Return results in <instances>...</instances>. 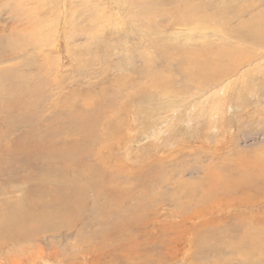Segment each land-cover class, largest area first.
<instances>
[{
    "label": "rangeland",
    "instance_id": "obj_1",
    "mask_svg": "<svg viewBox=\"0 0 264 264\" xmlns=\"http://www.w3.org/2000/svg\"><path fill=\"white\" fill-rule=\"evenodd\" d=\"M27 1L0 0V221L62 189L76 202L53 230L0 241V264H254L242 241L264 238V192L232 187L264 177V5ZM193 6L213 25L189 27ZM198 62L216 78L191 74ZM241 193L259 207L233 205Z\"/></svg>",
    "mask_w": 264,
    "mask_h": 264
},
{
    "label": "bare ground",
    "instance_id": "obj_2",
    "mask_svg": "<svg viewBox=\"0 0 264 264\" xmlns=\"http://www.w3.org/2000/svg\"><path fill=\"white\" fill-rule=\"evenodd\" d=\"M17 1V0H16ZM29 4V2L27 1V0H23V3L20 5V7L18 6V8L21 10L22 9V7L25 5L26 6V4L27 3ZM253 3H257L258 5H259V3L260 4H263L264 5V0H255V1H252ZM249 3V2H248ZM252 3V4H253ZM71 6V5H70ZM254 7V6H253ZM14 8V7H13ZM18 8H16V9H18ZM25 8V7H24ZM198 8H202V10H198L197 8H195L194 6H193V9H191L189 12L187 11V17H188V21L186 20L185 22H187V24L189 25V27L190 26H193V27H195V28H200V27H203L204 28V26H208V25H206V24H210L209 25V27L210 26H212L213 24L212 23H214L215 22V18L216 17H210L209 15H207V13H206V15H203V16H201V17H198V16H196V17H198L197 19L196 18H194V16L195 15H197L198 13H203L202 11H203V7H198ZM252 8V7H251ZM68 9H69V7H68ZM67 9V10H68ZM14 10V9H13ZM23 10V9H22ZM28 11V10H27ZM206 11V10H205ZM18 12V11H17ZM67 12V11H66ZM27 13V12H26ZM68 13H70V12H68ZM204 13V14H205ZM25 14V13H24ZM65 14V13H64ZM15 15V14H14ZM26 15V14H25ZM70 15V14H69ZM73 15V14H72ZM152 15V14H151ZM198 15H201V14H198ZM186 16L184 17V18H186ZM263 19V18H262ZM22 20H24L23 18H22ZM23 21H21V23H22ZM217 22V21H216ZM27 23V22H26ZM218 23V22H217ZM25 24V23H24ZM216 24V23H215ZM217 25V24H216ZM22 26H24V25H22ZM193 27H191V29H193ZM256 27V26H255ZM19 28V27H18ZM194 28V29H195ZM255 31H257L258 32V34H260V33H264V21H262V23L261 24H259L256 28H255ZM252 32V31H251ZM30 33H31V31H30ZM32 33H34V38L35 39H31L32 41V43L33 44H36V45H41V43L43 42L42 41V39H40V36L38 35V33H37V30L35 31V32H32ZM223 33V32H222ZM26 34V33H25ZM25 34H23V38H25L26 36H28V34H26V36H25ZM35 34H37L36 36H35ZM260 35H262V34H260ZM16 36V35H15ZM25 36V37H24ZM33 38V37H32ZM49 38V37H48ZM237 39V38H236ZM19 40V39H18ZM28 40V39H27ZM240 40V39H239ZM25 41V40H24ZM237 41V40H236ZM244 41V40H243ZM30 43V42H29ZM28 43V44H29ZM48 43V42H47ZM249 43H251V42H249ZM253 44V43H252ZM236 45H238V44H236ZM248 45V44H247ZM246 45V46H247ZM258 45V44H257ZM55 45H53V47H54ZM255 46V45H254ZM52 47V46H51ZM241 47H243V46H241ZM248 47V46H247ZM251 46H249V48H250ZM253 47V46H252ZM258 48V47H257ZM38 50V49H37ZM253 50V49H252ZM248 52V51H247ZM250 54V53H249ZM248 54V55H249ZM214 56V55H213ZM208 57H210V56H208ZM208 59V58H207ZM210 60V59H209ZM211 61V60H210ZM204 62V61H203ZM22 63V62H21ZM208 63V62H207ZM206 62H205V64H202V63H200L199 64V62L198 63H193L192 64V70H191V74L192 73H194L195 72V75H201L202 76V78H207V80H210L211 78H213V80H214V78H216L215 77V75H218V74H216L217 72H215V68L214 67H211L210 65H209V63L207 64ZM191 64V63H190ZM212 64V63H211ZM210 66V67H209ZM46 67V66H45ZM217 67V66H216ZM218 68H216V70H217ZM48 71V70H47ZM49 71H51V70H49ZM197 73V74H196ZM49 74H47V76H48ZM223 75V74H222ZM52 76H53V74H52ZM52 76H51V78H52ZM17 77V76H16ZM55 77V76H54ZM199 77V76H198ZM50 78V79H51ZM149 78V77H148ZM219 78V77H218ZM224 78V77H223ZM53 79H55V78H53ZM150 80L152 79V78H149ZM56 80V79H55ZM51 81H53V80H51ZM54 83H55V81H53ZM53 83V84H54ZM57 83V82H56ZM149 83V82H148ZM156 83V82H155ZM150 84V83H149ZM214 84V83H213ZM223 84V83H222ZM156 85H158L157 83H156ZM154 86V85H153ZM14 87V86H13ZM58 87V86H57ZM59 88V87H58ZM57 88V89H58ZM53 91V90H52ZM208 93V92H207ZM212 93V92H211ZM216 94V93H215ZM205 96V95H204ZM213 96V95H212ZM221 96V95H220ZM205 99V98H204ZM211 99V98H210ZM201 100V99H200ZM199 100V101H200ZM209 100V99H208ZM201 102V101H200ZM205 103V102H204ZM192 105H194V104H192ZM203 105V104H202ZM202 105H200V106H202ZM219 105V104H218ZM218 105H216L217 106V108L218 109H220L219 107H218ZM195 107V106H194ZM197 107H199V106H197ZM202 107H204V105L202 106ZM211 108H212V106H211ZM194 110V109H193ZM198 110V109H197ZM212 110V109H211ZM207 111V110H206ZM200 112V111H199ZM202 112V111H201ZM208 118V117H207ZM214 119V117L212 116L211 118H210V120L212 121ZM215 127V126H214ZM213 129V128H212ZM143 135V134H142ZM22 144V143H21ZM23 145V144H22ZM24 146V145H23ZM15 149V148H14ZM120 150V149H119ZM122 150V149H121ZM17 152V151H16ZM112 154V153H111ZM112 156V155H111ZM110 156V157H111ZM114 156V155H113ZM122 156V155H121ZM109 158V157H108ZM111 159V158H110ZM110 159H109V162H110ZM108 160V159H107ZM107 162V161H106ZM93 171V170H92ZM93 172H95V171H93ZM93 172H92V174H93ZM205 178H207V180H205L204 181V179H203V181H201L205 186L207 185V187H208V189L206 190V193H208L207 195L209 196V194H211V193H213V188L212 189H210V186H211V183L212 182H215V180H216V177L214 176V175H210L209 174V176H207V177H205ZM107 180V179H106ZM115 180V179H114ZM214 180V181H213ZM125 181V180H124ZM160 181V180H159ZM123 182V181H122ZM218 179H217V183L215 184L216 185V188L218 187L217 185H218ZM235 183H234V186L232 187V189L233 190H237V192H240V191H242L243 193H244V195H245V193H246V191L245 190H247V189H252V191L253 192H255V188H256V190L257 191H259V192H261V193H263L264 192V177L261 179V180H258L257 178H252V177H249V176H239L238 177V179H236L235 181H234ZM107 183H109V181H107ZM161 184V183H160ZM214 184V183H213ZM213 186V185H212ZM199 187V186H198ZM215 187V186H214ZM255 187V188H254ZM261 187V188H260ZM61 187H59V189H60ZM219 188V187H218ZM118 189H120V188H118ZM204 189H206V188H204ZM231 189V190H232ZM63 190V191H62ZM61 191H62V195L59 197V198H54L55 200L53 201V202H50V203H52V204H54V206H49L48 204H50V203H48V202H46L45 204H42V206H46V207H44L45 208V211H42V214H40L39 216H35L33 213H31L30 211H28L27 209V207H26V209L25 210H20L19 209V207L18 208H12V209H7V208H5V209H3L4 211L2 212V214H3V218H2V220L0 221V241H4V242H7V241H12V243L15 245V244H19V242H20V239H25V238H27V237H32L33 235H35V236H37V235H39L40 233H43V230H53V228L55 227V225L53 224V222H54V219H56L57 217H60V216H62V215H64V214H66V216H67V214L68 213H70V210L71 209H73L74 208V206H73V204H72V202H76V201H74L75 199H73V197H72V195L70 194V192L68 191V190H64V189H62ZM193 190V189H192ZM57 191V190H56ZM70 191H71V189H70ZM75 191V190H74ZM184 191V190H183ZM188 191V190H187ZM179 192V191H178ZM196 192V191H195ZM204 192V191H203ZM216 192V191H215ZM199 193V192H198ZM205 193V192H204ZM230 193V192H229ZM224 194L225 195V197L222 199V201L223 200H225L226 201V199L230 196V194ZM115 194V193H114ZM201 194H202V192H201ZM215 194V193H214ZM242 194V193H241ZM264 194V193H263ZM95 195V194H94ZM110 195V194H109ZM243 195V194H242ZM244 195H243V197H244ZM207 196V197H208ZM212 196V195H211ZM210 196V197H211ZM30 197V196H29ZM28 197V199H29V204L27 205V206H29V205H35V201L33 202L32 201V198H31V200H30V198ZM79 197H80V195H79ZM94 197V196H93ZM191 197V196H190ZM200 197V196H199ZM205 197H206V194H205ZM205 197H204V199H205ZM209 197V198H210ZM246 197H248V199L249 198H251L252 199V197H254V194H252V195H247ZM111 198H112V196H111ZM186 198H189V197H186ZM203 198V197H202ZM96 199H97V197H96ZM115 199H117V198H115ZM198 199V198H197ZM203 199V200H204ZM245 197H244V202H243V200H241V201H239V202H235L234 201V203H233V205L235 204V203H237L238 205H243L244 204V206H246V207H248V209H254V210H256L258 207H259V205H252V204H250L249 202H245ZM254 199V198H253ZM98 200V199H97ZM99 200H101V199H99ZM98 200V201H99ZM189 200V199H188ZM209 200V199H208ZM92 201V200H91ZM93 201H94V203H95V198L93 199ZM116 201H118V199L116 200ZM196 201V200H195ZM199 201V200H198ZM212 201V200H211ZM210 201V202H211ZM222 201L221 200H219V198H213V204H211L210 206H208L205 210H203L204 212H205V215H213L214 214V212L216 211V213H219V212H217V210H220V209H223L222 207L225 205L226 207L227 206H229L230 205V202L229 201H226L225 203H223L222 204ZM82 202V201H81ZM119 202V201H118ZM187 202V201H186ZM189 202V201H188ZM201 202V201H200ZM208 202V201H207ZM207 202H205V203H207ZM220 202H221V204H220ZM233 202V201H232ZM22 203H24V202H22ZM77 203H80V202H77ZM93 203V202H92ZM93 203V207H94V205H97V204H94ZM100 203V202H99ZM102 203V202H101ZM120 203V202H119ZM255 203V202H254ZM253 203V204H254ZM264 202H262L261 203V205L263 204ZM105 206H109V205H107V203L105 202ZM121 204V203H120ZM119 204V206H121ZM150 204V203H149ZM200 204V203H199ZM74 205H76V204H74ZM99 205V204H98ZM116 206H117V204H115ZM148 205V204H147ZM203 205V204H202ZM223 205V206H222ZM248 205H250V206H248ZM47 206H49V207H47ZM102 206V205H101ZM116 206H114V207H116ZM73 207V208H72ZM77 207V206H76ZM83 207V206H82ZM92 207V208H93ZM112 207V206H111ZM118 207V206H117ZM117 207H116V209H117ZM48 208H50L51 210H49V211H47V209ZM131 208V207H130ZM229 208V207H228ZM95 209V208H94ZM100 209H104L103 207H100ZM107 209V208H106ZM112 209V208H111ZM115 209V208H114ZM128 209H129V207H128ZM132 209H134V208H132ZM261 209V208H260ZM263 209V208H262ZM9 210V211H8ZM30 210V209H29ZM78 210V209H77ZM91 210V209H90ZM96 210H99L98 209V207H97V209ZM127 210V209H126ZM125 210V211H126ZM76 211V210H75ZM89 211V210H88ZM92 211V210H91ZM134 211V210H133ZM176 211V210H175ZM221 211V210H220ZM98 213H101L102 212V210H101V212L100 211H97ZM127 212H128V210H127ZM198 212V211H197ZM200 212V211H199ZM110 214H112L111 212H109ZM175 213V212H174ZM194 213V212H193ZM215 213V214H216ZM71 214V213H70ZM70 214H68V215H70ZM128 214H129V212H128ZM132 214V213H131ZM132 215H134V214H132ZM183 215H185V214H183ZM113 216V215H112ZM111 216V217H112ZM129 216V215H128ZM94 217V216H93ZM102 217H104V216H102ZM120 217V216H119ZM186 217V216H185ZM39 220H38V219ZM76 219H77V217H75ZM80 218V217H79ZM183 218V217H182ZM78 220V219H77ZM53 221V222H52ZM99 221V220H98ZM88 223H89V221H87ZM91 222H92V219H91ZM104 224V223H103ZM253 225H255V223H252ZM92 225V224H91ZM94 225V224H93ZM99 225H101V224H99ZM103 226V225H102ZM101 226V227H102ZM73 227V226H72ZM101 229V228H100ZM26 230H27V232H26ZM32 233V234H31ZM91 237V236H90ZM33 238V237H32ZM88 239V238H87ZM131 240V239H130ZM134 240V239H133ZM245 240H247L248 241V244H245V245H247V247H244L243 246V248H242V251H243V253L245 254V255H247L248 257H250V256H253V258H254V255H256V257H258V258H256V260H254L253 261V263L254 264H261V261H263V263H264V260H263V258H264V238L263 239H260V238H256V237H247L246 239H244L242 242H245ZM84 241V240H83ZM87 241V240H86ZM106 241V240H105ZM89 243V242H88ZM104 243V242H103ZM131 243V242H130ZM245 243H247V242H245ZM138 244V243H137ZM86 245V244H85ZM243 245V244H242ZM133 246V245H132ZM137 247V246H136ZM74 248V247H73ZM84 250V249H83ZM125 256V255H124ZM124 256H122V257H124ZM134 256V255H133ZM136 256V255H135ZM58 258V257H57ZM262 258V260H260ZM127 259V258H126ZM130 259H132V258H130ZM127 262H129V260L127 261ZM46 264V263H45Z\"/></svg>",
    "mask_w": 264,
    "mask_h": 264
}]
</instances>
